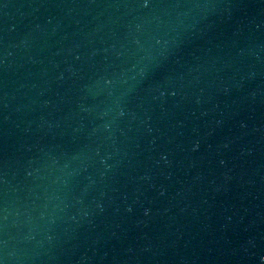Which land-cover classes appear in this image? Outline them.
Listing matches in <instances>:
<instances>
[{
	"label": "water",
	"instance_id": "95a60500",
	"mask_svg": "<svg viewBox=\"0 0 264 264\" xmlns=\"http://www.w3.org/2000/svg\"><path fill=\"white\" fill-rule=\"evenodd\" d=\"M0 264H264V0H0Z\"/></svg>",
	"mask_w": 264,
	"mask_h": 264
},
{
	"label": "snow or ice",
	"instance_id": "6c2138e0",
	"mask_svg": "<svg viewBox=\"0 0 264 264\" xmlns=\"http://www.w3.org/2000/svg\"><path fill=\"white\" fill-rule=\"evenodd\" d=\"M141 6L142 7H148L149 6V0H141Z\"/></svg>",
	"mask_w": 264,
	"mask_h": 264
}]
</instances>
